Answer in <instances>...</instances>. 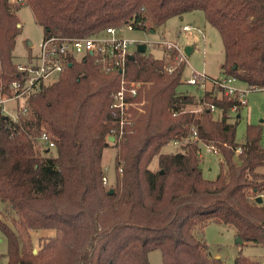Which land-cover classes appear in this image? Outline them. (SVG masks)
<instances>
[{"label": "trees", "instance_id": "obj_1", "mask_svg": "<svg viewBox=\"0 0 264 264\" xmlns=\"http://www.w3.org/2000/svg\"><path fill=\"white\" fill-rule=\"evenodd\" d=\"M23 4L44 37L90 36L127 23L155 32L172 17L202 10L221 34L224 74L264 88V0H0V93L24 78L14 60ZM175 56L138 51L129 58L127 77L146 83L144 111L134 112L131 126H117L110 109L120 74H105L91 58L70 62L41 86L18 121L0 116V199L10 220L0 219L6 264H151L156 249L164 264H221L199 237L213 221L234 226L242 244L264 247V199L257 200L264 197L261 128L248 125L237 155L239 122L226 113L238 100L214 90L201 98L178 92L187 64ZM209 104L223 108V116L214 118ZM193 126L222 157L215 179L203 175L201 143L163 151ZM42 132L53 148H41ZM109 145L116 148V177L106 186ZM38 229L56 233L41 238L35 252L31 232ZM235 264L263 263L239 255Z\"/></svg>", "mask_w": 264, "mask_h": 264}, {"label": "built area", "instance_id": "obj_2", "mask_svg": "<svg viewBox=\"0 0 264 264\" xmlns=\"http://www.w3.org/2000/svg\"><path fill=\"white\" fill-rule=\"evenodd\" d=\"M15 1L22 3L25 0ZM193 28L192 25L187 24L181 28V31H190ZM134 30H136L134 24L127 23L122 26H109L101 33L90 36L44 37L40 43L38 53L31 54L25 64H17V68L20 72H23L24 78L14 81L8 93H0V116L15 122L18 121L21 114L26 112L27 99L38 92L41 86L57 80L70 62L91 58L105 74H113L115 72L120 74L119 87L111 94L110 109L112 115L117 119V126H121V128L123 126H131L134 112L137 110L140 112L144 111L145 101L141 99V94L146 84L144 81L127 77L128 60L140 51L139 46L144 43L134 38H127L124 35L126 31ZM181 31L178 35L181 34ZM156 43L164 52H176L175 59L179 62L185 61L187 64V54L178 42L164 38ZM173 69L171 65L168 70L172 72ZM55 75H58V77L55 78ZM184 81L187 84L198 86L204 91V94L214 90L220 95L237 99L239 103L234 104L226 113L229 119L234 118V114H239L241 109L247 105V94L249 91L260 89L251 86L248 89H240L237 86L238 78L226 74L218 78H212L205 72H194L190 78ZM208 108L214 115L219 112V118L223 116V108L215 104H209ZM239 116L237 115V117ZM113 138L115 140L114 136ZM38 140L42 144L41 148H53L55 146L54 141L47 132H42ZM189 142L201 143L202 147L198 150L200 162L203 158L204 149L220 156L217 146L205 144L202 141L196 126L191 128L188 136L172 141L177 146H182V144ZM235 152L237 155L241 154L243 152L242 145H239ZM103 183L106 186L109 185L107 175L103 177ZM3 206V200L0 199V208ZM0 264H6L4 257L0 256Z\"/></svg>", "mask_w": 264, "mask_h": 264}, {"label": "rangeland", "instance_id": "obj_3", "mask_svg": "<svg viewBox=\"0 0 264 264\" xmlns=\"http://www.w3.org/2000/svg\"><path fill=\"white\" fill-rule=\"evenodd\" d=\"M18 16L21 21L22 31L17 37L14 60L16 64H25L31 54L38 53L40 43L44 38V32L42 27L35 21L33 12L28 5L23 4L21 6L18 10ZM187 24L192 25L194 28L178 36V30ZM124 35L127 38H134L147 43V51L145 54L152 55L155 58H162L167 54L156 43L164 38L178 42L184 52L186 46L190 45L194 47L191 54L187 55V65L183 74L184 83L179 86L178 92L201 98L204 95V91L196 85L185 83L184 80L190 78L194 72H205L212 78H218L224 75L221 65L224 62L225 54L221 34L217 28L208 23L202 10L188 12L181 17H172L164 26L155 32L134 30L126 31ZM54 77L57 78L58 75ZM237 86L240 89L249 88L245 82L240 80L237 82ZM237 115H240V117H237ZM214 118H219V112L215 113ZM229 121L239 122L236 140L241 145L245 143V133L248 125L260 126L262 143L264 144V89L249 91L247 94V105L241 109L239 114L235 113L234 118L229 119ZM179 148L180 146L170 142L164 147L163 151L175 152ZM115 156L116 148L114 145H109L105 148L103 165L106 170V175L110 177L108 186L114 183L116 177ZM221 161V156L207 152L204 149L203 158L200 162L204 177L211 180L215 179L221 170ZM156 164H158V158L153 160L151 167H156ZM5 211L6 208L4 206L0 208V219L10 223L8 216L3 215ZM55 233L56 231L54 229L32 230L31 235L35 246L34 249H38L41 238L54 236ZM199 237L204 239L211 254L219 258L221 264H235V259L239 255H244L264 263V247L252 243H238L237 229L234 226L213 221L205 226L204 231L199 234ZM7 249V239L0 230L1 257H4ZM149 260L151 264H164L161 250L156 249L151 251L149 253Z\"/></svg>", "mask_w": 264, "mask_h": 264}, {"label": "water", "instance_id": "obj_4", "mask_svg": "<svg viewBox=\"0 0 264 264\" xmlns=\"http://www.w3.org/2000/svg\"><path fill=\"white\" fill-rule=\"evenodd\" d=\"M139 50H140V52L145 53L147 51V44L146 43L140 44ZM109 140L110 141H114L113 136H110L109 137ZM257 200H258V202H262L263 201V198L262 197H259ZM237 242L238 243H241V244L243 243V240H242V238L240 236H238ZM34 251L37 252V249H35Z\"/></svg>", "mask_w": 264, "mask_h": 264}, {"label": "crops", "instance_id": "obj_5", "mask_svg": "<svg viewBox=\"0 0 264 264\" xmlns=\"http://www.w3.org/2000/svg\"><path fill=\"white\" fill-rule=\"evenodd\" d=\"M184 26V25H183ZM182 26V27H183ZM181 27V28H182ZM181 28H180V30H178V32H177V35H178V33L181 31ZM191 31V30H190ZM184 32H189V31H181V34L182 33H184ZM180 34V35H181ZM180 35H178V36H180ZM193 49H194V47L193 46H190V45H188V46H186L185 47V53L187 54V55H190L191 54V52L193 51ZM158 167V165L156 164V167H152L153 169H156Z\"/></svg>", "mask_w": 264, "mask_h": 264}]
</instances>
